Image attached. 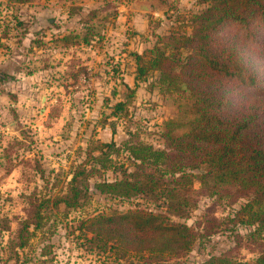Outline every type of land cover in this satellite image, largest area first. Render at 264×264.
I'll use <instances>...</instances> for the list:
<instances>
[{
  "label": "rangeland",
  "instance_id": "rangeland-1",
  "mask_svg": "<svg viewBox=\"0 0 264 264\" xmlns=\"http://www.w3.org/2000/svg\"><path fill=\"white\" fill-rule=\"evenodd\" d=\"M208 4L0 0V264L153 263L147 253L120 258L88 250L81 220L112 210L156 209L144 199L102 194L94 183L135 169L127 144L164 148V121L178 117V105L185 103L190 90L150 69L135 85L134 53L147 55L156 46L184 61L189 50L174 48L173 37L192 36L191 15ZM238 29L234 39L250 45L249 66L261 80L256 87L228 86L230 111L240 112L248 110L259 87L264 88V23L251 33ZM116 103H122L119 109ZM111 141L110 147L102 146ZM78 171L89 173L85 199L75 207H53V199L67 191ZM204 173L206 167L200 165L164 178L190 189L185 215L167 214L196 233L182 264L219 254L239 263L253 261L264 247V229L237 210L254 194L209 176L202 183ZM41 199L49 202L41 207L39 226L31 222L22 231L32 203Z\"/></svg>",
  "mask_w": 264,
  "mask_h": 264
},
{
  "label": "trees",
  "instance_id": "trees-1",
  "mask_svg": "<svg viewBox=\"0 0 264 264\" xmlns=\"http://www.w3.org/2000/svg\"><path fill=\"white\" fill-rule=\"evenodd\" d=\"M191 21L192 36L180 35L171 42L174 48L189 50L184 61L156 46L149 49L147 55L134 53L135 85L150 69L158 71L162 80L190 90L185 103L178 105V117L164 121V148L144 143L127 144L135 169L122 170L121 177L112 181L102 179L94 183L102 194L144 199L152 202L156 209L112 210L81 220V235L88 250L98 254L113 253L120 258L147 253L153 256L151 264H182L181 258L191 250L196 233L186 223L175 222L168 215H185L189 201L186 193L190 189L179 187L175 179L170 183L164 178H174L178 173L185 174L187 168L200 165L206 167V173L200 176L202 183L209 176L217 183L253 193V199L242 205L237 214H247L248 221L264 229V88L259 87L257 93L260 94L245 111H230L232 102L227 98L231 89L228 86L232 83L256 87L261 82L249 66L253 54L250 45L245 39L235 40L234 35L238 28L251 33L259 23H264V0H209L202 12L191 15ZM232 25L238 30L232 29ZM121 104L116 103L115 108L119 109ZM111 145L113 141L102 143V146ZM88 174L73 173L67 191L53 199V207L60 203L65 207L80 205L87 196ZM79 176L83 179L81 188ZM48 202L41 199L37 204L32 203L22 231L31 222L39 226L41 207ZM197 264H264V247L251 262L239 263L219 254L210 255Z\"/></svg>",
  "mask_w": 264,
  "mask_h": 264
},
{
  "label": "water",
  "instance_id": "water-1",
  "mask_svg": "<svg viewBox=\"0 0 264 264\" xmlns=\"http://www.w3.org/2000/svg\"><path fill=\"white\" fill-rule=\"evenodd\" d=\"M140 6H142V7H143V6H144V4H141ZM142 7H141V8H142Z\"/></svg>",
  "mask_w": 264,
  "mask_h": 264
}]
</instances>
